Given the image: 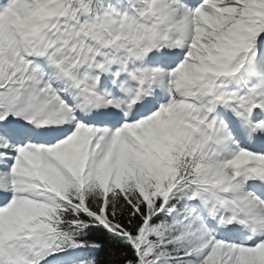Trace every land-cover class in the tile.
<instances>
[{
	"label": "snow or ice",
	"instance_id": "1",
	"mask_svg": "<svg viewBox=\"0 0 264 264\" xmlns=\"http://www.w3.org/2000/svg\"><path fill=\"white\" fill-rule=\"evenodd\" d=\"M0 264H264V0H0Z\"/></svg>",
	"mask_w": 264,
	"mask_h": 264
}]
</instances>
